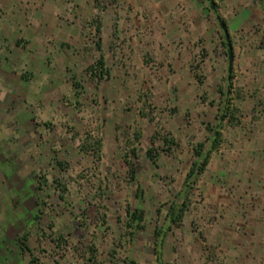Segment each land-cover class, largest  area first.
Returning <instances> with one entry per match:
<instances>
[{
	"label": "crops",
	"instance_id": "crops-1",
	"mask_svg": "<svg viewBox=\"0 0 264 264\" xmlns=\"http://www.w3.org/2000/svg\"><path fill=\"white\" fill-rule=\"evenodd\" d=\"M213 1L217 7L207 0H0V161L8 165L0 166V209L4 183L34 188L37 168L46 161L38 147L51 140V130L37 108L60 109L64 102L79 113L84 94H92V106L106 110L104 136L120 139L126 131L130 144L111 152L105 164L125 174L126 209L138 216L127 227L141 264H264V46L261 31L254 32L264 24V0ZM221 19L243 95L236 101L240 123L221 132L220 145L189 187L186 177L200 161L195 151L200 144L202 153L209 148L207 126L218 119V81L228 75ZM93 23L96 40L89 37ZM121 46L131 70L114 63ZM100 58L102 73L90 70ZM155 60L171 101L157 106V124L141 100L134 102L141 131L139 123L128 124L118 94L126 91L123 77H149ZM153 124L165 128L157 134L160 147ZM197 180L199 197L192 193ZM3 219L0 259L19 264L23 248L15 245L13 223ZM203 245L210 248L207 256Z\"/></svg>",
	"mask_w": 264,
	"mask_h": 264
},
{
	"label": "rangeland",
	"instance_id": "rangeland-1",
	"mask_svg": "<svg viewBox=\"0 0 264 264\" xmlns=\"http://www.w3.org/2000/svg\"><path fill=\"white\" fill-rule=\"evenodd\" d=\"M94 25L93 23L92 26ZM257 25L259 24H256L254 32L261 31L259 41L260 45L264 46V24L260 23L259 27ZM88 31L89 37L98 39L95 26H90ZM124 47L118 48L114 63L117 68L131 70L128 53L122 51ZM242 47L246 48V46ZM198 63L193 62L195 69L198 68ZM160 64L161 62L156 60L150 64L147 78L139 76L122 78L127 81V84L126 81L124 84V87H127L125 93L118 94V97L121 101L124 100L127 106H124L127 113L124 116L127 115L128 124L132 121L139 123V127L144 124L136 112L137 108H134V102L137 100H141L145 107L144 111L149 113L156 124L158 121L156 122L155 118L159 111L156 109L157 106L164 100L171 101L168 99L169 94L161 88L162 81L166 78L161 73ZM231 73L233 74V65ZM101 78V75L96 76L97 80ZM225 78L226 76L220 79L218 84H223ZM144 82L147 87L143 86ZM236 82L237 79L233 77V87L237 89ZM84 95L82 98L84 107L79 113L73 107H66L64 102L62 103L64 107L60 109L37 108V117L49 120L46 127L51 130L49 135L51 140L39 141L38 147H41L42 153L45 152L46 161L37 168L34 188H30L29 182H27L28 187L25 188L21 186L17 188L9 182L4 183L5 193L1 204L5 210L0 209L2 210L0 220L4 218L6 224L13 223V232L16 234L14 238L19 240L15 245L20 244L23 248L17 256L19 264H40L41 262L83 264L90 255L102 261V264H131L129 262L135 259L138 261L136 264H141L140 256L138 258L135 255L134 247L130 243L129 233L133 230L125 226L123 222L121 223L126 215L127 204L124 196L127 191L125 174L117 165L107 169L105 164L110 160L111 152L123 151L126 147H130V144L128 146V142L126 143L128 141L126 131L121 132L120 139L116 136L115 138L104 136L105 126L101 119L106 118L103 117L106 110L102 108L99 113L98 109L92 106V94ZM103 100L104 98L101 97L100 101L103 102ZM219 100L218 95V102ZM172 107L170 103L167 104L166 109L171 111ZM148 122L145 123L148 124ZM156 124H153L154 129L157 128L154 136L156 144L160 147L161 142L158 140L161 136L158 138L157 134L163 135L166 132L162 125L158 127L159 125L156 126ZM141 127L140 130L143 131ZM225 127L230 126L224 125L221 132L225 130ZM207 131L211 133L208 129ZM149 132L147 131L146 134ZM130 133L129 131L127 135L131 136ZM97 141L101 143L100 147L96 146ZM3 163L0 161V166H8ZM58 182L66 186L65 192L61 193L58 190ZM200 187V180L192 185V193L198 197ZM100 214L105 215V221L110 227L106 222L105 224L100 222ZM34 215L36 218H33ZM116 218L120 220L119 223L115 222ZM54 234L62 236L64 240L59 247L51 241V236ZM24 246L32 251L35 259ZM203 246L204 256L209 255L210 248ZM112 251L114 256L111 255ZM168 257L171 258V255ZM0 264L18 263H13V259L9 257L0 259Z\"/></svg>",
	"mask_w": 264,
	"mask_h": 264
},
{
	"label": "trees",
	"instance_id": "trees-1",
	"mask_svg": "<svg viewBox=\"0 0 264 264\" xmlns=\"http://www.w3.org/2000/svg\"><path fill=\"white\" fill-rule=\"evenodd\" d=\"M209 2L213 6L216 5L213 0H209ZM215 7H217V6H215ZM220 22L224 23V26L226 27V24H225L223 19H221ZM228 40H229V38H228ZM229 42L231 44L230 40H229ZM231 46H232V44H231ZM102 66H103V61L100 58V59H97L95 61L94 65L90 66L89 69L93 70L94 68H97L102 73ZM100 75L101 74H99L98 76H100ZM233 77L234 76L232 73L228 74L226 76V78L224 79V83L219 84L217 87V92H218V95L220 97V108H219V113H218V119H217V122L214 126H211V127L207 126V129L209 131H211V135H212L209 148L206 150L205 153H202V151L204 150V145L200 144L199 149L195 151L196 156H198L200 158V161H196L195 172H200L205 168L211 152L213 150L217 149L218 146L220 145L221 128L224 125H228V126L232 127V126H236L240 123V108H239L238 104H236V101L237 102L240 101L243 98V95L240 94L239 90H237L236 88L233 87ZM96 144H97L96 146L98 147L99 142L97 141ZM186 182H187V186L190 187L191 183L193 182V175H190V173H188V175L186 177ZM58 190L61 193H63L67 189H66L65 185L60 184V182H58ZM184 204L180 207L176 219H180L183 216L184 211H185V205ZM126 218H127L126 223H125L126 226L131 227L132 226L131 221L138 219L137 211L131 212L128 209H126ZM99 219H100V222L102 224H105V215L104 214H100ZM50 228L52 229V226H50ZM106 228H107V226H106ZM51 241L57 247H59V245H61V242H63L64 240H63L62 236L54 234L53 236H51ZM30 255L33 259H35L32 251H30ZM111 255H113V256L115 255L114 251L111 252ZM102 263H103L102 261H98L97 258L93 255H90L89 257H87L83 262V264H102ZM129 263L133 264L132 262H129ZM40 264H45V263L41 262Z\"/></svg>",
	"mask_w": 264,
	"mask_h": 264
},
{
	"label": "water",
	"instance_id": "water-1",
	"mask_svg": "<svg viewBox=\"0 0 264 264\" xmlns=\"http://www.w3.org/2000/svg\"><path fill=\"white\" fill-rule=\"evenodd\" d=\"M209 1V0H207ZM221 26L223 27V30L225 32V34L227 35L228 38V31L226 29V27L224 26V23L221 22ZM227 57H228V74H231L232 72V65H233V50H232V46L229 42V40L227 39ZM196 168V163H193L191 171H190V175H193L194 171Z\"/></svg>",
	"mask_w": 264,
	"mask_h": 264
}]
</instances>
